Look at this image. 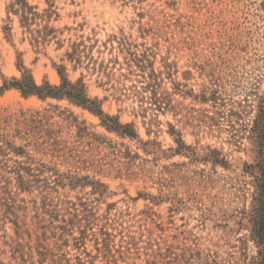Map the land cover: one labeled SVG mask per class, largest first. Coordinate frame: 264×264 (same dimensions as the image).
<instances>
[{"label": "rangeland", "instance_id": "374dc122", "mask_svg": "<svg viewBox=\"0 0 264 264\" xmlns=\"http://www.w3.org/2000/svg\"><path fill=\"white\" fill-rule=\"evenodd\" d=\"M10 1L0 86L61 67L119 127L0 96V264H264V0H29L40 47Z\"/></svg>", "mask_w": 264, "mask_h": 264}, {"label": "trees", "instance_id": "16d2710c", "mask_svg": "<svg viewBox=\"0 0 264 264\" xmlns=\"http://www.w3.org/2000/svg\"><path fill=\"white\" fill-rule=\"evenodd\" d=\"M6 13L7 22H10L9 16H15L18 19L23 33L27 35V38L33 46L40 47L46 42H49L50 39L57 38V36H55L57 30L49 26L51 16H58L52 5L47 9L38 11V8L32 6L29 0H11L7 5ZM3 31L6 38L11 37L9 23L5 24ZM18 68L21 72L19 79H2L3 84L0 86V96L9 89H16L25 98L31 96H37L40 99L67 98L73 101V103L83 106L98 116L103 117L105 124L110 128L116 129L119 127L115 119L103 115L95 100H91L86 96L85 86L81 81L71 83L64 77L61 67L59 68V74L61 76L60 86H52L48 82H44L41 86H38L31 72L25 68L21 61H19ZM29 183V181L21 177L17 180V186L20 190H26L27 187H29ZM8 184L11 185V180H9Z\"/></svg>", "mask_w": 264, "mask_h": 264}]
</instances>
